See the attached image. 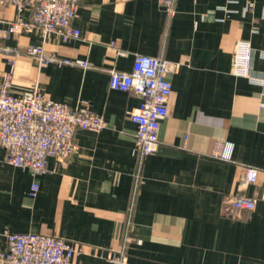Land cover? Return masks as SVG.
<instances>
[{
	"label": "crops",
	"instance_id": "obj_1",
	"mask_svg": "<svg viewBox=\"0 0 264 264\" xmlns=\"http://www.w3.org/2000/svg\"><path fill=\"white\" fill-rule=\"evenodd\" d=\"M166 1L80 0L81 37L66 41L9 33L31 14L0 5V48L20 52H0V83L9 73L15 94L38 87L106 121L101 132L78 130V152L50 157L36 178L0 146V250L9 232L37 233L81 246L75 264H114L108 257L121 248L129 264H264V0H176L171 16ZM239 40L253 48L249 78L233 74ZM37 45L92 67H40L26 54ZM137 55L179 64L159 148L139 175L130 113L142 99L113 90L109 72L131 71ZM247 167L263 172L256 184L244 183ZM239 192L256 207L232 218L225 200Z\"/></svg>",
	"mask_w": 264,
	"mask_h": 264
},
{
	"label": "built area",
	"instance_id": "obj_2",
	"mask_svg": "<svg viewBox=\"0 0 264 264\" xmlns=\"http://www.w3.org/2000/svg\"><path fill=\"white\" fill-rule=\"evenodd\" d=\"M176 0H167V12L174 13ZM0 5L15 6L19 12L30 11L29 19L10 23L9 33L31 31L48 40L52 34L65 41L80 38L81 32L74 25L80 0H0ZM0 52L19 56L18 49L3 47ZM27 56L40 67L50 64H66L91 68L88 60L62 58L48 54L42 45L29 46ZM253 48L247 40H239L234 52L233 74L249 78L252 71ZM179 64L163 57L137 55L131 71L110 70V86L113 90L132 91L142 99L139 108L130 113L137 125L135 155L138 158V175L145 159L159 148L161 123L169 116L168 103L172 85L168 79ZM105 119L89 105L72 108L64 102L47 99L38 87L12 91V75L6 74L0 83V146L6 150L9 164L31 171L33 177L47 172L50 157L67 160L76 154L79 145L75 141L78 130L101 132ZM262 171L255 167L245 168L244 183L256 184ZM33 183L31 195L39 191ZM256 200L242 192L225 200L226 215L241 218L253 211ZM8 249L0 250V264H75L74 259L83 248L56 236L37 233H8ZM114 264H129L125 248L111 252L108 257Z\"/></svg>",
	"mask_w": 264,
	"mask_h": 264
}]
</instances>
